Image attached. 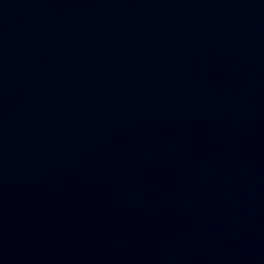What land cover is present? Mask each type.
Returning a JSON list of instances; mask_svg holds the SVG:
<instances>
[{
    "label": "water",
    "instance_id": "water-1",
    "mask_svg": "<svg viewBox=\"0 0 264 264\" xmlns=\"http://www.w3.org/2000/svg\"><path fill=\"white\" fill-rule=\"evenodd\" d=\"M0 264H264V0H0Z\"/></svg>",
    "mask_w": 264,
    "mask_h": 264
}]
</instances>
